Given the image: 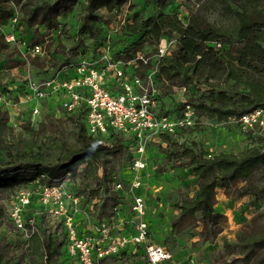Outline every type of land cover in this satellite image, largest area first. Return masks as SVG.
<instances>
[{
  "label": "trees",
  "instance_id": "trees-1",
  "mask_svg": "<svg viewBox=\"0 0 264 264\" xmlns=\"http://www.w3.org/2000/svg\"><path fill=\"white\" fill-rule=\"evenodd\" d=\"M77 1L46 0L38 3L34 0H17L23 5L21 19L27 26L37 25L41 29L55 31L61 27L58 17L73 10ZM85 1L80 22L76 25L74 43L68 47L63 46L61 51L64 53L61 55L51 51L50 58L54 59L53 61L47 59L48 53L43 59L47 60L46 65H62L76 54L88 53L94 58L97 52L104 51L108 45L116 58L131 57L139 51L134 49L137 44L147 46L154 38L159 39V43L163 35L176 32L179 34L177 49L171 57L166 56L161 61L156 77L162 98L161 109L174 112L166 106L170 97L164 94L163 89L167 91L168 88L174 89L177 86L200 90V87L205 85L208 88L187 101L195 106L199 115L218 119H240L257 110H264V23L252 19L247 10L237 11V21L232 27H223L200 23L195 17L184 22L178 15L165 12L166 0H158V13L148 17L136 14L129 21H124L121 29L128 39L124 49L119 50L116 35L110 32L113 28L106 23L100 24L97 13L103 7L113 12L130 0ZM13 2L16 0H0V49L11 47L5 39L2 27L15 16L18 8ZM36 42L43 43L41 40ZM13 49L19 53L17 48ZM40 68L36 67L38 70ZM6 69L0 65V72H5ZM2 80L0 89L8 84ZM215 83L232 85L228 90H217L213 87ZM182 104L184 107L185 103ZM62 116L68 117L74 127L72 145L63 144L53 152L41 150L35 139L36 129L31 125V121L27 120L25 126L31 134L30 138L14 142L7 149L3 147V138L9 127V116L7 112L0 111V184L19 185L34 181L43 175L52 180L59 179L79 163L89 161L84 189L93 187L91 183L86 182V176L92 169L99 175L100 165L110 163L109 156L124 148L123 140L117 136H112L109 144L92 140L86 132L83 109L74 113L63 112ZM195 129L197 126L182 131L185 137L182 141L179 140L181 133L179 136L167 137L172 144L165 151L166 160H171L177 165L186 162L198 178L195 194L178 202L180 214L174 221V226L178 227L187 218H194L197 225L201 226L203 240L213 242L224 230L226 223V215L216 208L218 188L223 187L230 192L235 183L243 181L244 184L236 189L237 196L261 192L262 188L255 183L253 177L257 169L264 165V147L254 146L239 153L220 152L209 157L205 147H201L198 142L188 141L190 133ZM97 177L99 182L107 178L110 180L107 172L104 178ZM110 201L112 204L113 200ZM110 201L106 200L103 204L102 214L111 205ZM65 242L64 232L60 235L55 232L43 235L36 231L29 239L32 259L28 264H58V257L61 260ZM238 244L242 247L246 262H250L264 246V227L241 233ZM0 264L24 263L23 258L12 263L10 257L7 258L1 253Z\"/></svg>",
  "mask_w": 264,
  "mask_h": 264
},
{
  "label": "built area",
  "instance_id": "built-area-1",
  "mask_svg": "<svg viewBox=\"0 0 264 264\" xmlns=\"http://www.w3.org/2000/svg\"><path fill=\"white\" fill-rule=\"evenodd\" d=\"M19 18L16 9L12 20L18 22ZM5 39L11 47L17 46L22 58L14 68L27 75L25 80L9 76L3 81L8 86L0 89L1 108L14 100V107L26 103L28 120L35 125L43 120L35 119L43 112L40 104L49 105L47 112L52 107L56 118L83 109L86 132L92 140L109 144L110 138L117 136L125 145L109 156L111 163L99 167L100 177L109 174L112 193L95 194L98 187L84 189L89 161L59 179L38 178L44 182L40 189L43 212L55 218V234L65 233L61 260L68 264H198L189 245L175 252L174 243L169 242L178 238L173 220L180 208H174L167 196L175 182L173 173L161 171L165 151L172 144L167 137L179 136L199 124L196 108L186 98L180 115L161 109L156 77L172 41L161 38L154 55L138 51L131 57L116 58L110 45L94 58L88 53L76 54L62 65L40 68L36 80L30 69L34 60L48 54L44 43L27 42L13 30L5 33ZM47 59L54 60L50 55ZM32 101L36 104L31 107ZM262 112L257 110L240 120L249 122ZM181 136L180 141L185 139ZM114 160L115 167L111 165ZM33 194L30 189L22 192L24 204L30 203ZM106 200L113 203L102 214ZM16 214L18 227L29 241L36 229L33 225L26 228L20 213Z\"/></svg>",
  "mask_w": 264,
  "mask_h": 264
},
{
  "label": "rangeland",
  "instance_id": "rangeland-1",
  "mask_svg": "<svg viewBox=\"0 0 264 264\" xmlns=\"http://www.w3.org/2000/svg\"><path fill=\"white\" fill-rule=\"evenodd\" d=\"M34 1L41 3L46 0ZM156 1L158 0H130L113 12H109L106 7L98 11L97 16L100 24L106 23L113 28L110 32L116 35L119 50L124 49L128 39L123 29H121L124 21H129L136 14L148 17L158 13L160 10L157 8ZM159 1L162 2V0ZM85 3V0H78L73 10L59 16L61 27L55 31L41 29L37 25L27 26L26 22L21 19L23 5L16 0L14 5L19 9L20 18L18 22H13L10 19L2 27V32L6 33L13 30L27 42L36 43L37 40H41L49 55H52L50 54L51 51L61 55V53H64L61 48L63 46L68 47L75 41L76 25L80 22ZM165 5V12L178 15L186 22L195 17L200 23L232 27L237 21V11L247 10L252 19L258 23H264V0H166ZM162 37H167L172 41L168 53V57H171L173 51L177 49L179 34L175 32L165 34ZM158 40L157 38L150 40L147 46L137 44L134 49L139 50L140 53L154 55L157 51ZM13 48H17V46L0 49V65L7 68L5 72H0V81L2 79V81H5L9 76L25 80L27 75V72H21L19 67L11 70V68L22 63L19 53ZM46 64L47 60L44 61L41 57L34 60L30 69L31 76L39 80L40 77L37 75L39 70L35 67L42 68ZM215 84L213 87L217 90H228L232 85L231 83ZM205 88L208 87L202 85L200 90L189 88L185 92L177 86L174 89L168 88L167 91L163 89L164 94L170 97L166 106L172 109L176 115H180L184 108L183 100L193 98L194 95H198ZM14 102L15 100L7 104L9 106L5 109L0 107V111L7 112L9 116V127L3 138V147L7 149L14 142L27 140L31 136L25 126L29 116L28 105L20 103L17 107H14ZM35 104L36 102L32 101L29 106L32 107ZM39 106L41 110L43 109V112L35 119L39 120L43 117L42 123L40 122L38 126L31 121V125L36 129L35 139L39 148L43 151L53 152L63 144L72 145L74 143V127L70 119L66 116L56 118L52 107L47 112L49 105L46 103ZM46 112L48 113L47 116ZM198 116L199 124L197 129L190 133L188 141L191 143L198 142L201 147L207 149V153L212 155L220 152L239 153L254 146L264 147V112L256 118L250 119L249 122L234 117L218 119L199 114ZM109 160L111 163L112 160ZM115 163L116 160L111 165L115 167ZM161 164L162 172L173 173L172 180L175 182L174 185H171L170 190L168 188L167 196L171 205L178 208V202L182 198L195 194L198 189V178L186 162L177 165L173 161L165 159ZM172 169H174L173 172ZM97 176L99 175L96 174L94 169L86 176V182L91 183L93 187H98L95 193H112V185L109 184L108 178L99 182ZM38 180L19 185L0 184V254L4 253L7 258L10 257L12 263L23 258V263L28 264L32 259L30 256V243L25 238V232L18 227L17 211L20 213L19 219L26 228L33 225L36 231H40L43 235L52 234L55 230V218L48 214L45 215L43 212L40 189L44 182ZM253 180L262 188V191L257 194L237 196L236 189L244 184L243 181L235 183L230 192H227L223 187L218 188L216 208L226 215V223L224 230L213 242L204 241L201 235V226L197 225L194 218H187L176 227L178 238L169 241L174 243L172 249L179 252L182 245H192L189 253L193 254L191 257H194L198 264H264V246L258 250L257 255L250 262H246L242 247L238 244V237L241 233L264 227V165L257 169ZM28 189L32 190L34 194L30 203L24 204L22 192ZM109 204H111V201ZM184 263L187 264L186 261ZM58 264L68 263L66 260L61 261L58 257ZM113 264H117L116 261Z\"/></svg>",
  "mask_w": 264,
  "mask_h": 264
},
{
  "label": "crops",
  "instance_id": "crops-1",
  "mask_svg": "<svg viewBox=\"0 0 264 264\" xmlns=\"http://www.w3.org/2000/svg\"><path fill=\"white\" fill-rule=\"evenodd\" d=\"M189 247L192 248V245L189 244Z\"/></svg>",
  "mask_w": 264,
  "mask_h": 264
}]
</instances>
